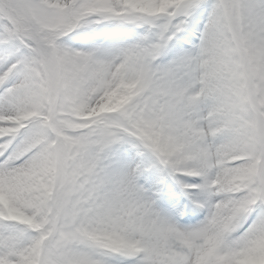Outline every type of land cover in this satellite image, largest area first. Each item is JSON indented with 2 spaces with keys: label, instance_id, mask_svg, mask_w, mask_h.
<instances>
[{
  "label": "snow or ice",
  "instance_id": "6c2138e0",
  "mask_svg": "<svg viewBox=\"0 0 264 264\" xmlns=\"http://www.w3.org/2000/svg\"><path fill=\"white\" fill-rule=\"evenodd\" d=\"M0 264H264V0H0Z\"/></svg>",
  "mask_w": 264,
  "mask_h": 264
}]
</instances>
